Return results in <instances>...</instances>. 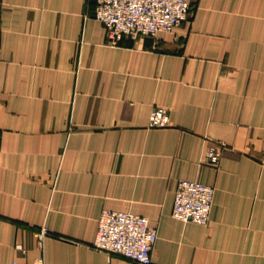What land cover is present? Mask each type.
<instances>
[{
  "label": "crops",
  "instance_id": "crops-1",
  "mask_svg": "<svg viewBox=\"0 0 264 264\" xmlns=\"http://www.w3.org/2000/svg\"><path fill=\"white\" fill-rule=\"evenodd\" d=\"M190 2L111 46L95 0H0V264H136L93 247L105 209L149 219L155 264H264V0ZM183 179L207 225L173 217Z\"/></svg>",
  "mask_w": 264,
  "mask_h": 264
},
{
  "label": "built area",
  "instance_id": "built-area-1",
  "mask_svg": "<svg viewBox=\"0 0 264 264\" xmlns=\"http://www.w3.org/2000/svg\"><path fill=\"white\" fill-rule=\"evenodd\" d=\"M94 17L107 32V43L118 46L124 39L157 37L172 33L192 14L190 0H95ZM150 127L170 125L167 108L155 107L149 118ZM224 142H216L207 149L205 161L219 166ZM215 187L194 180H180L177 184L173 217L183 222L207 225L215 200ZM50 235L43 228L37 233L39 243ZM158 240L157 228L149 219L130 212L105 209L98 223L93 247L109 255H120L136 264H155L153 250Z\"/></svg>",
  "mask_w": 264,
  "mask_h": 264
}]
</instances>
